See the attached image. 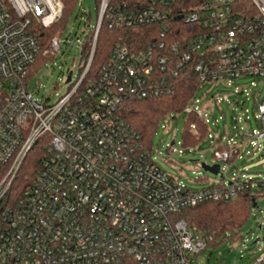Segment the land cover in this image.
Returning <instances> with one entry per match:
<instances>
[{
  "label": "built area",
  "instance_id": "1",
  "mask_svg": "<svg viewBox=\"0 0 264 264\" xmlns=\"http://www.w3.org/2000/svg\"><path fill=\"white\" fill-rule=\"evenodd\" d=\"M95 1L96 23L85 29H96L90 56L85 38L77 73H67L66 93L52 101L29 87V75L39 58L56 59L68 44L62 34L48 44L40 36L62 19L63 0H0V264H196L213 236L191 227L183 211L261 193L264 178L237 170L227 177V167L221 180L190 187L157 165L123 108L173 96L193 69L201 86L264 80V0ZM170 19L186 27L177 42L169 41ZM104 20L127 32L94 71ZM142 26L150 42L135 38L145 32H131ZM193 110L208 126L215 163L241 157L232 139L209 133ZM256 118L262 129L248 136L263 155L264 98ZM190 132L199 138L195 123ZM41 147L36 177L20 183L29 154L36 149L41 157Z\"/></svg>",
  "mask_w": 264,
  "mask_h": 264
},
{
  "label": "rangeland",
  "instance_id": "2",
  "mask_svg": "<svg viewBox=\"0 0 264 264\" xmlns=\"http://www.w3.org/2000/svg\"><path fill=\"white\" fill-rule=\"evenodd\" d=\"M66 24L62 38H67L56 59L47 58L29 79V87L39 90L40 98L50 95L57 100L67 91L65 76L74 69L78 71L81 45L87 36L86 25L94 26L98 5L95 0H81ZM90 15L92 18L89 20ZM89 20V21H88ZM138 31V30H136ZM254 82L255 86L251 83ZM264 80L246 76L235 79L232 85L216 83L202 85L185 110L161 118L153 135L151 152L157 165L188 186L200 189L221 180V173L228 167L227 177L236 172H248L253 177L264 178V154L251 144L248 133L262 129L258 106L264 98ZM199 99V103L195 101ZM205 105L207 108L205 109ZM198 106L209 125V133L227 137L240 147L241 157L221 162L219 175L206 172L202 164L214 165V145L205 138L197 145L184 144V131L188 112ZM172 142L174 144L172 145ZM168 151V154H166ZM255 191V190H254ZM256 206L252 208L246 223L238 231H227L208 243L194 258L196 264H254L264 256V191L256 193ZM261 226V228H260ZM264 264V261L261 263Z\"/></svg>",
  "mask_w": 264,
  "mask_h": 264
},
{
  "label": "trees",
  "instance_id": "3",
  "mask_svg": "<svg viewBox=\"0 0 264 264\" xmlns=\"http://www.w3.org/2000/svg\"><path fill=\"white\" fill-rule=\"evenodd\" d=\"M79 0H63L65 9L63 17L54 26L48 29H43L40 36H46L45 42L48 44L50 40L57 35H61L69 18L75 12ZM97 12L100 3L97 4ZM89 21V20H88ZM173 25L174 32L169 38L170 42H177L180 39L179 29L183 27L182 24L170 19L169 23ZM87 26V25H86ZM149 26H142L139 31L131 32H145L139 33L135 38H143L145 42H150V36L147 34ZM157 30H162L161 25H157ZM95 28H91L88 35L85 37L84 43V57H89L92 44L95 38ZM127 32L123 28L111 29L106 20L103 21L98 35L97 48L93 61V70L96 71L100 65L108 60L113 46ZM160 36V35H159ZM52 58V57H51ZM47 58H39L33 65L29 77L31 78L34 71L42 65ZM201 87L196 72L191 70L188 77L183 82H179L176 93L173 96H161L146 100H129L125 103L123 111L128 123L141 136V139L150 147L152 145V138L159 127V122L167 114L180 113L185 110L195 94ZM195 123L198 126L200 136L195 137L191 132V125ZM208 134V126L202 120L196 111L188 112V119L184 131V144L197 145L206 138ZM43 155V148L40 151L34 149L29 154L23 169L21 170L18 180L20 183L32 181L36 177L37 170L40 166V158ZM257 195H252L250 191L242 193L235 201H208L199 204L193 208L183 211L181 217L184 218L191 227L204 235H212L213 239L209 242H214L218 235H222L227 231H238L248 220L253 203H256Z\"/></svg>",
  "mask_w": 264,
  "mask_h": 264
},
{
  "label": "water",
  "instance_id": "4",
  "mask_svg": "<svg viewBox=\"0 0 264 264\" xmlns=\"http://www.w3.org/2000/svg\"><path fill=\"white\" fill-rule=\"evenodd\" d=\"M71 76H72V72H70L69 74V77H68V81H70L71 79ZM174 144V142H172V145ZM166 154H168V151H166ZM202 167L203 169L206 171V172H211L215 175H219L220 174V164H214V165H207L205 163L202 164ZM256 206V203H253V207Z\"/></svg>",
  "mask_w": 264,
  "mask_h": 264
}]
</instances>
